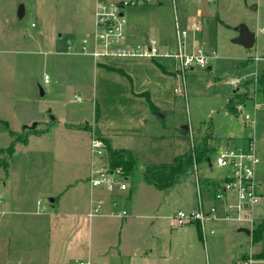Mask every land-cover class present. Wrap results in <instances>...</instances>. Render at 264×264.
<instances>
[{
  "label": "rangeland",
  "instance_id": "rangeland-1",
  "mask_svg": "<svg viewBox=\"0 0 264 264\" xmlns=\"http://www.w3.org/2000/svg\"><path fill=\"white\" fill-rule=\"evenodd\" d=\"M93 5L94 0H0V176L8 163L7 146L12 139L25 135L27 129L45 130L42 140L36 145L38 138L32 137L28 153L16 159L52 160V175L43 166L37 168V189L62 196L67 207L78 202L80 210L86 181L84 177L81 181L75 178L83 172L80 163L85 147L78 140L84 129L64 123L80 122L81 127H87L84 117L90 112L89 103L77 86L88 78L86 72L78 68L83 63L81 60L88 58L71 52L79 48L81 38L93 30ZM192 7L195 13L203 15L204 49L206 52L214 49L215 57L209 66L187 69L179 75L174 87L181 91L174 92L177 100L174 114L166 118L165 127L160 122L157 132L153 130L147 140L133 143L136 149L132 152L137 154L140 168L148 160L165 159L183 152L194 137L208 128L222 139L248 134L255 109H260L264 128V108L261 107L264 93L258 91L257 83L264 68V0H152L127 4L122 11L128 33L140 37L156 32L172 45L174 12L183 16L192 11ZM249 34L254 42L251 47H245L241 40L245 41ZM255 56L260 59L255 60ZM231 79L240 80L233 86ZM233 89L240 93L256 90L245 100L241 111L237 110V115L226 111L227 98ZM246 115L251 120L247 125L243 121ZM24 126L27 129H23ZM9 131H13V135ZM184 134L187 137H183ZM117 144L126 146L122 140L112 145ZM36 146L40 150L38 157L32 154ZM255 150L259 158L255 178L261 196L253 207V226H245L250 234L257 222L264 221V136L256 140ZM24 170L30 171L29 168ZM218 177V171L209 170L200 162L196 171L169 190L160 191L140 179L134 184L128 180L132 191L127 203L128 224H123L121 229L116 217L92 218V225H96L92 233L93 249L102 251L109 245V264H118L115 261L118 256H127L123 250L137 254L140 243L153 238L165 246L167 264H227L249 249L264 253V228L261 240L252 243L250 234L236 232L232 221L219 223L214 234L208 232L207 223V230L204 235L201 232L200 237L195 224L182 228L169 226L167 216L178 208H185L180 203L185 190L192 188L196 193V185L199 186L204 203L209 204L213 201L209 185ZM153 220L155 223H151ZM79 222L81 226H89L88 217H79ZM227 225L230 226L222 230ZM115 239L119 246L117 242L112 243Z\"/></svg>",
  "mask_w": 264,
  "mask_h": 264
},
{
  "label": "crops",
  "instance_id": "crops-1",
  "mask_svg": "<svg viewBox=\"0 0 264 264\" xmlns=\"http://www.w3.org/2000/svg\"><path fill=\"white\" fill-rule=\"evenodd\" d=\"M196 15L200 19L203 18V15L195 13V8L192 7V11H188L183 16H188L189 18ZM147 39H154L161 48L172 49L174 47V43L172 45L168 44L156 32L150 34V36L139 37L133 33H128L126 30L127 44L141 43ZM189 43L190 45L191 43L205 44L203 26L199 32L190 33ZM77 49L75 48L71 53L88 58V60H81L83 63L78 65L79 70L82 73L86 72L88 78L82 80V82L80 81L77 88L79 93L83 95L84 100L89 103L90 112H86L87 116L84 117L86 119L85 123L89 127H81L80 122H65L64 124L84 129L83 133H81V140L78 137V141L85 147L84 156L80 163L83 172L75 178V181H81L82 177H84L86 181L82 209L77 208L78 202H74L73 207H67L61 199L62 196L58 197L53 192L37 189V168L43 166L47 169L48 174L52 175V160L48 158L46 161L39 158L29 160L16 159L17 156L28 153L32 137L38 138L35 139L37 145V141L42 140V136L46 135V131L38 129L36 132L29 134L25 142L16 141L13 151L9 155L8 163L0 176H3L0 181V264H78V261L85 257L90 260L91 264H109L110 258L107 256V246L109 245L104 246L102 251L93 249L92 233L96 229V225H92V218L99 216L112 218L116 216L104 214L93 217L87 216L90 198L96 192L88 182L90 163L92 161L90 140L94 132H97L102 137L107 138L112 148L133 151L136 149L133 145L134 142L147 140L153 130L157 132L160 122L161 126L165 127L164 121L167 117H171L176 110L177 100L174 86L182 73L177 68L172 57L165 55L153 58L108 55L96 59L89 54L78 52ZM262 72H264V68L259 74ZM255 91L248 92L245 100L252 97ZM232 92L228 96L227 101L231 97ZM150 103L156 106L160 112H152ZM259 110H254L252 127L248 134L246 132L247 139L253 141L254 147L256 140L264 136V128L261 126V118L263 116L259 113ZM245 135L242 133L231 135L226 139L221 138V143L245 145L248 141L244 140ZM119 140L126 142V146L112 145ZM38 152H40L38 146L34 147L32 154L38 157ZM24 168H29L30 171L28 172L27 170L26 172ZM131 192L128 184L126 191L128 199L123 203L126 208L132 195ZM200 197L198 192L194 193L192 188L186 189L185 195L180 199V203L185 208L178 209L191 210L197 208L200 204ZM108 201L109 199H107L104 206V211L109 209ZM212 202L205 204L201 197V205L204 207H207ZM55 204L57 207H55ZM81 216L83 218L88 217L89 226L87 228L80 225L79 217ZM116 218H118L117 222H119L121 229L123 224H128L127 216ZM222 222L208 223V229L213 228L216 230L215 226ZM151 223H155V220ZM192 224H195L197 231V223ZM234 224L236 232H243L240 230L242 227L240 224ZM228 226L230 225L223 227L222 230L224 228L227 229ZM153 241H155L154 238L152 241L146 239L144 243H140V246L137 243L136 246H139L137 254L123 250V254H127V256H118L115 259L116 263L167 264L165 246ZM116 242L117 244L119 243L117 239L112 243L116 244ZM110 243L108 242L107 244ZM251 250L254 251L253 249ZM254 252L264 255L262 251ZM243 254H240L239 258ZM239 258H232L227 264H235Z\"/></svg>",
  "mask_w": 264,
  "mask_h": 264
},
{
  "label": "built area",
  "instance_id": "built-area-1",
  "mask_svg": "<svg viewBox=\"0 0 264 264\" xmlns=\"http://www.w3.org/2000/svg\"><path fill=\"white\" fill-rule=\"evenodd\" d=\"M150 1L152 0H94V29L81 38L77 51L96 59L108 55L152 58L159 55L170 56L182 74L187 69L209 66L210 60L215 57V50L206 52L204 43H191V45L189 43L190 33L199 32L202 27L201 19L197 15L188 18V16H178L174 12L172 49L161 48L154 39H147L141 43H126V19L122 11L124 6ZM258 58L255 56V59ZM239 80L231 79L230 84L236 86ZM174 91L179 92L181 89L176 87ZM242 106L243 104L236 106L239 112ZM261 107L264 108V103ZM243 121L247 124L250 119L246 115ZM105 153L103 141L93 134L90 140L92 161L88 182L96 192L90 198L87 216L104 214L126 217L128 210L123 203L128 199L126 194L128 178L118 169L109 167ZM258 162L259 158L251 139L245 145L221 143L218 150L209 157V163L204 161L209 170L214 169L219 173L217 181L209 185L212 189L213 202L207 207L202 206L199 186L196 185L200 197L199 206L191 210H175L167 216L169 226L180 228L189 223H197L203 235L207 230V223L232 221L243 227L253 226L255 222L253 207L261 196L259 182L255 178ZM196 170L197 166L194 171ZM107 199H109V209L104 211ZM214 231L213 228L208 229L209 233ZM78 264H91V262L89 259H82ZM235 264H264V255H259L250 249Z\"/></svg>",
  "mask_w": 264,
  "mask_h": 264
},
{
  "label": "trees",
  "instance_id": "trees-1",
  "mask_svg": "<svg viewBox=\"0 0 264 264\" xmlns=\"http://www.w3.org/2000/svg\"><path fill=\"white\" fill-rule=\"evenodd\" d=\"M259 90L264 92V72H262L257 80ZM248 92L240 93L238 90L232 92L231 97L226 103V111L230 114L236 115L238 104H243ZM152 112L159 113L160 111L152 103L149 104ZM6 126V122L2 123ZM87 125L88 124H84ZM86 127V128H87ZM23 129H27L24 126ZM35 131L27 129L25 135L12 139L11 143L7 146L9 154L13 151L14 143L16 141L25 142L27 136ZM10 135H13V131H9ZM94 134L100 138L105 146V160L110 168L118 169L123 175H125L131 184H134L138 179L148 183L158 190H169L174 185L182 182L190 173L195 169V166L200 162H204L207 157H211L219 148L221 144V138L213 134L212 129H206L202 134L194 137L191 141V145L183 152L167 156L165 159L148 160L140 168L138 163L137 154L128 149H115L106 142L99 133ZM187 135H183V137ZM133 186V185H131ZM264 228V221L257 222L251 230V242L255 243L261 240L262 231ZM197 232L200 237V229L197 224Z\"/></svg>",
  "mask_w": 264,
  "mask_h": 264
},
{
  "label": "water",
  "instance_id": "water-1",
  "mask_svg": "<svg viewBox=\"0 0 264 264\" xmlns=\"http://www.w3.org/2000/svg\"><path fill=\"white\" fill-rule=\"evenodd\" d=\"M19 13L22 14V6H20V8H19ZM241 41H242V43L244 44L245 47H251L253 45L254 39H253L252 34H249L245 41L244 40H241ZM205 161L207 163H209V157H207L205 159ZM240 230H242L243 232H245L247 235L250 234V229H248L247 227H243L242 226L240 228Z\"/></svg>",
  "mask_w": 264,
  "mask_h": 264
}]
</instances>
